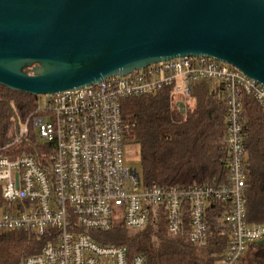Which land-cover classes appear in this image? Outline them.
Wrapping results in <instances>:
<instances>
[{
	"label": "built area",
	"instance_id": "1",
	"mask_svg": "<svg viewBox=\"0 0 264 264\" xmlns=\"http://www.w3.org/2000/svg\"><path fill=\"white\" fill-rule=\"evenodd\" d=\"M202 82L215 84L226 109L225 179L145 186L137 169L124 163L123 101L165 88L189 98ZM246 95L264 108V85L257 80L214 58L184 56L37 96L16 137L0 146V233L25 230L46 239L19 264H148L145 254L102 237L119 225L141 232L165 223L171 236L187 230L189 243L204 247L214 200L228 204L223 220L230 228L219 264H242L249 247L264 240V222H250L247 211ZM34 127L47 143H37ZM23 143L35 152L20 149Z\"/></svg>",
	"mask_w": 264,
	"mask_h": 264
},
{
	"label": "water",
	"instance_id": "2",
	"mask_svg": "<svg viewBox=\"0 0 264 264\" xmlns=\"http://www.w3.org/2000/svg\"><path fill=\"white\" fill-rule=\"evenodd\" d=\"M184 56L264 85V0H0V85L15 92L71 91Z\"/></svg>",
	"mask_w": 264,
	"mask_h": 264
},
{
	"label": "trees",
	"instance_id": "3",
	"mask_svg": "<svg viewBox=\"0 0 264 264\" xmlns=\"http://www.w3.org/2000/svg\"><path fill=\"white\" fill-rule=\"evenodd\" d=\"M210 83L195 84L191 99H179L171 88H165L123 101L125 144L140 145L145 186H189L225 179L226 109L218 89L215 92L207 89ZM36 100L37 96L0 85V146L16 137L17 121L21 123L35 109ZM243 117L248 219L261 223L264 222V108L246 95ZM30 148L23 143L20 149L34 153ZM227 209V203L212 201L207 210L209 242L204 247L189 243L187 230L180 236H171L165 223L160 227L150 225L134 236L119 225L117 240L127 244L132 252L145 254L148 264H219L229 240L230 228L223 220ZM45 240L25 230L1 232L0 264H19L25 255L39 251ZM252 248L255 250L248 262L264 264V243L252 244L243 261Z\"/></svg>",
	"mask_w": 264,
	"mask_h": 264
},
{
	"label": "rangeland",
	"instance_id": "4",
	"mask_svg": "<svg viewBox=\"0 0 264 264\" xmlns=\"http://www.w3.org/2000/svg\"><path fill=\"white\" fill-rule=\"evenodd\" d=\"M177 96H178L179 99L184 98L183 94H179L178 93ZM190 104L194 105V102L191 101ZM41 106H42V109L46 108V104H45L44 98L42 99ZM32 131L35 134L34 138H36V141H37L38 144L47 143V141L40 136L38 127H34L32 129ZM123 154H124V163H125V165L128 166V167H132V168L137 169L139 175L141 176V178H143V167H142V160H141V148H140V145H138L136 143H130V142L126 143L124 145V147H123ZM118 230L119 229L112 230L110 232H106V233H103L101 235L105 239V241H112L113 240V241L118 242V240H117L118 239ZM127 232L129 233V235H132V236H134V235L139 233V232H134L132 230H127ZM254 250H255L254 248L250 249V251L248 252V254L246 255V257H245V259L243 261V264H251L248 261H249V258H250L251 254H252V252Z\"/></svg>",
	"mask_w": 264,
	"mask_h": 264
},
{
	"label": "crops",
	"instance_id": "5",
	"mask_svg": "<svg viewBox=\"0 0 264 264\" xmlns=\"http://www.w3.org/2000/svg\"><path fill=\"white\" fill-rule=\"evenodd\" d=\"M207 89L208 90H210V92L212 91V92H215V90H216V86H215V84L214 83H210V86L208 87L207 86ZM192 97V96H191ZM191 97H189L188 99H191ZM191 101V100H190Z\"/></svg>",
	"mask_w": 264,
	"mask_h": 264
}]
</instances>
